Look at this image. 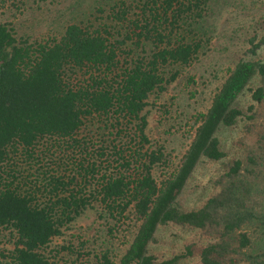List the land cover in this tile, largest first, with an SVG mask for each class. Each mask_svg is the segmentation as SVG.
<instances>
[{
  "label": "trees",
  "instance_id": "trees-1",
  "mask_svg": "<svg viewBox=\"0 0 264 264\" xmlns=\"http://www.w3.org/2000/svg\"><path fill=\"white\" fill-rule=\"evenodd\" d=\"M99 2L97 12L110 7L108 21L100 25L76 21L68 25L60 40L45 44L17 39L10 24L0 25V167L19 149L32 155L45 138L72 141L89 118H113L136 123V136L143 149L150 143L148 121L141 114L156 92L174 83L176 66L186 67L198 59L207 35L205 21L210 0H119ZM264 49V36L252 53ZM139 51V52H138ZM130 63L118 74L123 55ZM67 71L84 72L89 78L77 85L66 82ZM255 106L264 105V61H240L216 92L207 113L198 116V126L180 166L158 183L153 169L164 164L162 148L134 152L122 157L127 172L138 157L141 172H119L102 178L100 189L83 194L70 186L75 178H51L44 192H22L16 178L0 173V228L13 229L15 249L12 264H50L45 250L62 235L87 208L92 197L105 205L110 216L119 220L130 212L137 226L131 244L120 264H180L192 252L160 261L150 254L160 227L170 224L197 229L212 238L200 252L202 264H264V252L250 253L254 234L264 232V206L254 204L257 179L254 156L236 160L217 185L220 191L200 208L185 210L179 203L195 170L203 160L220 161L225 157L218 136L222 128L235 126L248 117L238 105L239 98L253 82ZM84 189L95 170H87ZM92 176L93 178H87ZM89 180V181H88ZM88 181V182H87ZM82 183V182H81ZM102 264H113L108 255Z\"/></svg>",
  "mask_w": 264,
  "mask_h": 264
},
{
  "label": "rangeland",
  "instance_id": "rangeland-1",
  "mask_svg": "<svg viewBox=\"0 0 264 264\" xmlns=\"http://www.w3.org/2000/svg\"><path fill=\"white\" fill-rule=\"evenodd\" d=\"M100 1L0 0V25L10 24L19 40L24 38L32 44H45L60 40L66 27L76 21L97 26L108 21L110 7L103 8V14L97 12ZM108 2L110 0L103 4ZM205 27L207 35L198 59L186 67L170 68L169 71L179 73L178 79L164 92L151 95L148 107L141 114L148 121L146 133L150 143L145 149L136 136V123L94 117L85 121L75 137L79 144L45 138L37 143L32 155L22 149L12 153L10 160L0 167V173L16 178L15 186L24 193L40 189L38 198L41 202L49 198V189L44 192L43 186L47 187L51 178H75L70 189L83 190V194L89 197L100 189L102 178L126 172L121 167L122 157L128 159L134 152L162 148L165 162L153 169V176L158 183L170 177L192 143L198 116L210 109L230 70L240 61H264L263 48L252 53L253 46L264 36V0H210ZM130 58L123 55L118 74L128 66ZM64 77L66 82L77 85L84 83L89 75L85 71H67ZM257 86L258 81L253 82L237 102L248 117L256 114L255 118L241 117L235 126L219 131L225 157L220 161L203 160L198 165L180 196L179 203L185 210L198 209L216 195L220 191L217 182L232 163L247 160L249 156H254L257 161L254 176L258 181L253 201L258 207L264 206V105L250 110L254 105L251 90ZM137 160L138 157L133 158L132 167L125 174L135 176L141 172V163ZM91 169L95 170L94 179H89L84 189L82 178ZM89 200L82 215L65 226L62 235L54 238L45 250L50 264H102L105 255L113 264H120L137 223L130 212L116 221L105 205L92 197ZM16 241L13 229L0 228V264H12L10 258L2 255L9 256ZM212 241L200 230L170 224L159 228L156 242L150 246V254L163 261L190 250L192 255L180 264H202L200 252ZM261 252H264L262 230L254 234L250 253ZM236 264L249 263L241 260Z\"/></svg>",
  "mask_w": 264,
  "mask_h": 264
}]
</instances>
